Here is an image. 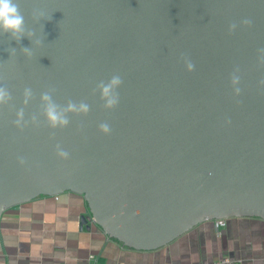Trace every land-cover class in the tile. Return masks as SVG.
<instances>
[{"label": "water", "instance_id": "obj_1", "mask_svg": "<svg viewBox=\"0 0 264 264\" xmlns=\"http://www.w3.org/2000/svg\"><path fill=\"white\" fill-rule=\"evenodd\" d=\"M16 2L26 35L0 33V86L12 96L0 106V215L71 192L135 251L206 221L264 220V0ZM113 75L119 103L106 109L94 90ZM50 89L58 105L90 111L51 128L40 99Z\"/></svg>", "mask_w": 264, "mask_h": 264}, {"label": "crops", "instance_id": "obj_2", "mask_svg": "<svg viewBox=\"0 0 264 264\" xmlns=\"http://www.w3.org/2000/svg\"><path fill=\"white\" fill-rule=\"evenodd\" d=\"M222 257L264 264V220L206 221L157 250L135 251L109 238L83 196L71 192L0 215V264H207Z\"/></svg>", "mask_w": 264, "mask_h": 264}, {"label": "clouds", "instance_id": "obj_3", "mask_svg": "<svg viewBox=\"0 0 264 264\" xmlns=\"http://www.w3.org/2000/svg\"><path fill=\"white\" fill-rule=\"evenodd\" d=\"M243 24L250 25L251 20L245 19L242 21ZM236 24L232 23L229 26V32H232L236 28ZM26 31L24 15L20 10L19 4L16 0H0V33L10 34L11 38L19 42L22 37H24ZM29 38V35H27ZM30 39V38H29ZM23 52H29L30 48L24 47L21 49ZM12 52H15V48H12ZM182 59L186 64L187 70L192 71L195 68L194 63L186 55L182 54ZM122 78L119 75H113L107 82L101 81L97 84L94 91H99L100 99L104 102V107L106 109H113L119 103V93L117 89L122 84ZM239 82V77H232V84L236 85ZM264 84V80L261 81ZM55 89H50L41 94V103L43 106V115L45 117L48 125L55 129L57 127H66L69 123V115L73 114H84L86 115L90 111V106L81 101L76 103L69 100L65 106L58 105L52 98V93ZM236 93L239 94L240 89H235ZM23 103L27 105L29 100L33 97V91L31 88L26 87L23 92ZM12 99L11 93L6 87L0 86V106L7 104ZM17 119L14 123L19 127H24L27 125V121L24 120V109L21 108L16 113ZM31 121L36 123L37 117L33 115ZM101 132L107 134L111 131L110 125L106 122L99 125ZM58 155L66 158L68 153L59 148L57 145ZM21 163L23 160L21 159Z\"/></svg>", "mask_w": 264, "mask_h": 264}, {"label": "built area", "instance_id": "obj_4", "mask_svg": "<svg viewBox=\"0 0 264 264\" xmlns=\"http://www.w3.org/2000/svg\"><path fill=\"white\" fill-rule=\"evenodd\" d=\"M223 220H219L217 221L219 224L222 223ZM207 264H240V262L238 260H235V259H231V258H228V257H222L221 259L219 260H216V261H212L210 263H207Z\"/></svg>", "mask_w": 264, "mask_h": 264}]
</instances>
